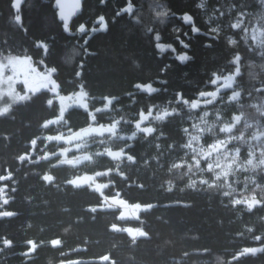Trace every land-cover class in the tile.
<instances>
[{"label":"trees","instance_id":"1","mask_svg":"<svg viewBox=\"0 0 264 264\" xmlns=\"http://www.w3.org/2000/svg\"><path fill=\"white\" fill-rule=\"evenodd\" d=\"M53 4L23 0L17 8L14 0H0V59L29 57L54 71L62 97L87 101L96 110L95 124L77 107L60 123L77 132L119 122V132L131 133L128 117L140 108L151 113L155 132L133 143L136 163L127 169L132 185L118 188L127 203L148 209L123 219L120 210L102 209L98 194L63 188L68 171L56 172L61 187L55 188L41 180L44 162L39 170L20 164L60 115L53 94L38 92L0 116V189L10 174L9 208L17 212L0 221V241H11L0 264H264V206L250 212L237 201L255 193L249 200L264 202V174L242 193L244 182L235 177L208 174L203 182L186 164L175 165L193 160L185 145L201 112L191 106L202 92H216L218 79L231 96L215 104L213 116L232 132L209 133L206 140L246 131L243 117L250 116L243 99L264 96V44L255 46L250 37L256 24L264 28V0H86L69 26L58 20ZM157 42L173 45L176 53H160ZM145 85L157 91L139 94ZM48 239L60 247L48 246ZM28 242L43 246L26 261L20 254Z\"/></svg>","mask_w":264,"mask_h":264},{"label":"rangeland","instance_id":"2","mask_svg":"<svg viewBox=\"0 0 264 264\" xmlns=\"http://www.w3.org/2000/svg\"><path fill=\"white\" fill-rule=\"evenodd\" d=\"M255 46L264 44V28L256 24L250 35ZM229 85L234 86V77L228 75ZM216 91L227 88L221 84L220 79L215 81ZM48 90L53 94V101L60 107V115L56 120L48 125L62 121L64 112L67 110L69 101L60 94V88L54 79V71L41 65L35 64L29 57L10 56L0 59V116L7 114L14 105L28 100L32 95ZM244 107H247L249 116L243 117L242 130L245 132L237 135L231 134L223 139H215L206 143L205 137L211 133L216 135L217 131L224 133L232 132L230 125L221 122L219 119L211 120L210 113L206 111L195 126L185 147L187 153L193 157L196 165L204 156H208L207 164L195 171V176L206 182L205 176L213 175L215 180H222L235 177L237 182H244L242 193L254 183V178L262 172L264 174V121L259 115L264 117V96L249 97L244 99ZM253 118V117H252ZM114 129L111 127H91L85 137H101L112 135ZM242 151H246L245 157ZM187 160V158H186ZM177 162L176 166L191 167V161ZM184 164V165H183ZM242 174L243 177H242ZM256 197L252 193L249 199ZM239 197L238 202L248 201ZM102 209L120 210L123 219H133L139 217L143 210L148 207L131 205L121 197L114 196L103 200ZM127 232L133 237L143 236L138 230L128 229Z\"/></svg>","mask_w":264,"mask_h":264},{"label":"flooded vegetation","instance_id":"3","mask_svg":"<svg viewBox=\"0 0 264 264\" xmlns=\"http://www.w3.org/2000/svg\"><path fill=\"white\" fill-rule=\"evenodd\" d=\"M142 88L138 91L139 94L142 93ZM230 96V92L228 93L225 89L216 92H202L195 101V107L193 106L194 103L191 106V108L193 107L195 109L196 114L201 112V115L196 118V121L194 120L192 122L194 132L197 122L202 118L204 113L208 111L211 120H215L213 116L215 104L222 103V100H226V97L229 98ZM65 99L69 101L65 112L71 110L73 107L85 108L91 115L90 118L92 123L95 124L94 114L96 113V110H91L87 101L72 95ZM121 108L122 106L118 105V109ZM184 114L185 112L182 113V116ZM164 117V111L163 114L156 115L158 120H161ZM128 119L127 128L132 130V132H119L120 123L114 122L113 126H111V128L114 129L111 139H100L98 137L87 138L84 136L86 131L77 132L72 128H69L66 124V126L60 124L62 121L50 124V128L53 129L47 133L40 142L33 146L30 155L23 157L19 162L20 164H23L25 161H28L27 164L30 163L35 166L37 170L40 169L39 166L45 165L47 170L46 173L42 175L41 180L46 182V185L48 186L53 185L55 188L61 187V185L58 184L60 178L57 177L56 172L58 170H66L69 172V176L66 181H63V188L71 186L75 190L88 189L90 192L98 194L102 200L110 198L108 196L109 193H115L114 196L118 195L120 197L121 190H118V188L124 186L123 184L125 182L128 186L132 185V183L128 182L129 176L127 169L129 168V165H134L136 163L135 158L132 157V148L134 141H136L135 139L141 135H147L148 133L145 131H148V129H151L154 133L157 124L156 119H153L151 113L149 111H143L141 108L139 109L138 114L132 113ZM206 137V143L212 142V140H206ZM110 151L114 154L108 155ZM208 156L209 155L204 156L196 163V165L192 160L190 163H193V165L187 169L188 172L194 171L195 173L200 167L207 164V160L209 159ZM100 160H106L107 162L105 165H100L98 164ZM41 162H44V164L40 165ZM94 165H98V169L90 171ZM87 175L97 176L89 184H87L86 181L82 182L80 180L76 181L78 186L71 184L75 179ZM10 179V174L5 175L2 179L3 185L0 189V221L12 220L17 215V212H14L9 208L11 202H13V198H11L8 193V182ZM81 184L84 186L81 187ZM263 206L264 202L242 204V207L250 212ZM47 241L49 242L47 244L48 246L54 248L60 247V244L57 246L54 244L53 239H48ZM9 243H11V241L6 237L1 239L0 253L8 247ZM41 246H43V243L38 244L36 242H28V249L25 253L20 255L26 256V261L34 259L37 257Z\"/></svg>","mask_w":264,"mask_h":264},{"label":"water","instance_id":"4","mask_svg":"<svg viewBox=\"0 0 264 264\" xmlns=\"http://www.w3.org/2000/svg\"><path fill=\"white\" fill-rule=\"evenodd\" d=\"M23 0H14V4L15 6L18 8ZM86 0H54V4L53 7L54 9L57 11V17L58 20L63 22L64 25L69 26L71 25L75 19H77L83 12L84 9V3ZM64 9L66 10H71L74 12V14L68 15L67 12L64 13ZM60 13H63V15L61 16ZM41 47V46H39ZM157 50L162 53V54H166L168 51L172 52V53H176V49L173 45L170 44H164L162 42H157L156 44ZM47 49H45V54H47ZM146 92V93H155L157 91V89L151 85H145L142 88V92ZM147 133H151V130L148 129V131H145ZM114 154L112 151H110L108 153V155H112ZM97 175H87V176H83L79 179H75L74 181L71 182V184L78 186L76 184V181H86L87 184H89L90 182H92V180H94V178ZM81 187L84 186L83 184L80 185ZM245 203H258L257 199H252V200H248V201H244V202H240L239 204H245ZM245 253H242L240 255H245Z\"/></svg>","mask_w":264,"mask_h":264},{"label":"snow or ice","instance_id":"5","mask_svg":"<svg viewBox=\"0 0 264 264\" xmlns=\"http://www.w3.org/2000/svg\"><path fill=\"white\" fill-rule=\"evenodd\" d=\"M66 12H67L68 15L74 14L73 11L64 9V13H66ZM60 15L62 16L63 13H60ZM184 20L187 23V22H190L191 21V18H190V16H185L184 17Z\"/></svg>","mask_w":264,"mask_h":264}]
</instances>
